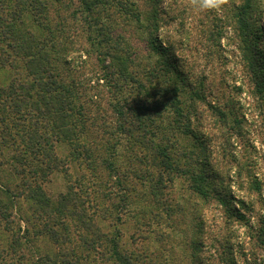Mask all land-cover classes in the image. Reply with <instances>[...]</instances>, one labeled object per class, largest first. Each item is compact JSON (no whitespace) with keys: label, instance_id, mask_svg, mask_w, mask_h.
Segmentation results:
<instances>
[{"label":"rangeland","instance_id":"rangeland-1","mask_svg":"<svg viewBox=\"0 0 264 264\" xmlns=\"http://www.w3.org/2000/svg\"><path fill=\"white\" fill-rule=\"evenodd\" d=\"M42 2L47 32L40 17L33 18L41 27H32L29 16L38 11L29 0H19L16 10L27 16L21 21L28 34L36 32L37 40L56 44L54 72L79 98L85 148L78 149V161L71 160L67 148L58 157L65 160L72 184H80L86 193L91 224L104 239L116 241L133 264H264V0H229L219 12L196 11L189 0ZM15 3L4 5L7 13ZM90 4L87 23L84 9ZM97 31L124 52L131 61L126 65L130 74L145 85L143 69L154 68L161 77L152 45L163 44L173 56L174 68L167 75L172 86H182L177 97L186 119L175 124L180 129L171 143L183 150L180 171L185 175L168 179L165 174L160 193L153 191L155 198L145 177L133 174L140 166L132 158L145 152L132 139L114 134L117 121L110 104L115 97L134 96L127 82L106 84L113 64L94 52ZM15 76L8 68L0 70V86ZM115 83L123 85L122 92ZM87 155L98 157L96 169L87 164ZM102 157L110 159V168L101 164ZM159 171L150 169L153 178ZM18 183L10 178L15 224L8 230L0 222V234L13 228L22 247L12 256L2 252L0 242V264H40L47 257L53 261L60 251L48 241L49 223L38 219L34 202L19 198L24 190ZM67 185L65 175L56 173L42 186L56 201ZM50 217L57 220V214ZM65 223L70 227L68 219ZM74 254L80 264H91L84 259L87 252Z\"/></svg>","mask_w":264,"mask_h":264},{"label":"trees","instance_id":"trees-1","mask_svg":"<svg viewBox=\"0 0 264 264\" xmlns=\"http://www.w3.org/2000/svg\"><path fill=\"white\" fill-rule=\"evenodd\" d=\"M15 1V6L7 13L4 5L10 0H0V70L8 68L16 75L6 87L0 86V222H5L4 228L8 230V225L15 224L11 223L16 205L10 185V178L13 177L19 181L21 190H24L18 194L19 198L34 202L38 219L45 218V222L49 223L48 241L60 251L53 261L47 257L40 264H80L81 260L78 256L75 257L74 251L87 252L84 259L91 264H133L121 254L116 241L107 237L104 239L103 234L91 224V214L87 213L89 204L86 193L80 191V184H72L67 174L68 169L64 167L65 160L58 157V151L67 148L71 160L78 161V149L85 148L81 144L85 120L82 119L78 105L79 98L54 72L52 53L56 50V44L39 41L36 38L40 35L36 32L28 34L25 31V23L21 20L27 16L16 10L19 0ZM29 1L34 10L38 11L29 16L32 27L34 30L41 27L34 19L40 17L45 24L42 27L47 32L45 3L42 0ZM84 11H88V23L89 14L93 12L92 5L87 6ZM7 16L8 21L5 19ZM58 28L61 30L60 26ZM55 34L53 31V35ZM106 38H103L102 32L97 31L92 44L95 54L103 62L110 59L113 64L108 67L111 70L104 80L106 84L110 81L129 83L133 91L131 95L134 96L130 100L115 97L114 103L110 104L112 116L117 121L114 134L132 139L145 152L138 157L135 153L134 159L132 158L131 163L136 167L140 166L133 174L137 178L145 177V181L150 184L151 198H155L153 191L157 195L160 193L159 186L164 183L165 176L170 179L177 178V174L181 172L185 175L184 171H180L184 166L181 161L185 157L180 153L183 150L178 144L171 143L175 131L180 129L175 124L181 120L185 122L186 119L185 110L177 97L183 93L182 86L179 83L172 86V79L167 75L174 68L173 56L163 44L152 45L153 53L159 58L155 67L160 66L161 77L155 74L154 68H145L142 71L145 85L130 74L126 67L131 62L129 58L122 56L125 55L124 52L110 45ZM89 40L92 42L93 39ZM120 53L121 56H118ZM160 57L164 60V67L159 65ZM104 68L107 70V67ZM173 72L176 73V81L181 82L177 72ZM113 86L116 91L122 92L123 85L115 83ZM158 120L168 123L156 124ZM181 127L182 130L187 129ZM109 149L110 147L107 152ZM172 151L181 155H174ZM97 158L87 155V164L91 166V170L96 169L93 167ZM109 160L102 157L101 164L110 168L112 164ZM150 169L160 171L153 178ZM56 173L65 175L68 185L65 192L56 201H52L42 185L48 183ZM23 192H26V196ZM50 214H57L55 222ZM67 219L70 227L65 223ZM13 230L10 228L7 234H0V242L6 248L2 249L3 253L17 256L16 251L22 245ZM72 246L73 249L69 250Z\"/></svg>","mask_w":264,"mask_h":264},{"label":"clouds","instance_id":"clouds-1","mask_svg":"<svg viewBox=\"0 0 264 264\" xmlns=\"http://www.w3.org/2000/svg\"><path fill=\"white\" fill-rule=\"evenodd\" d=\"M229 0H189L190 6L196 11H221Z\"/></svg>","mask_w":264,"mask_h":264}]
</instances>
